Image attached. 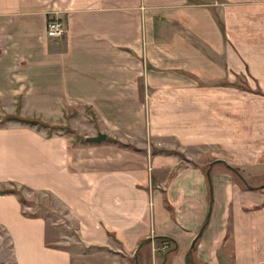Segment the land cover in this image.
Instances as JSON below:
<instances>
[{"label": "crops", "instance_id": "0c3cea01", "mask_svg": "<svg viewBox=\"0 0 264 264\" xmlns=\"http://www.w3.org/2000/svg\"><path fill=\"white\" fill-rule=\"evenodd\" d=\"M73 109L106 138L0 125V188L49 193L87 248L0 192L15 264H264V188L226 167L264 172V0H0V118Z\"/></svg>", "mask_w": 264, "mask_h": 264}, {"label": "rangeland", "instance_id": "374dc122", "mask_svg": "<svg viewBox=\"0 0 264 264\" xmlns=\"http://www.w3.org/2000/svg\"><path fill=\"white\" fill-rule=\"evenodd\" d=\"M238 87H243L241 84H236ZM90 114V113H89ZM92 114V113H91ZM82 117H81V116ZM84 115L81 114L79 111H75L74 109L72 112L61 117L57 120L58 123H51L42 119L26 117L24 121L28 120L31 121L37 127V130H43L45 133L52 134V132L60 130L62 134H67L71 137V142H79L85 141V136H90L85 131H82L84 128H88V123L91 121L94 125H96V120L94 117L88 116L86 119L83 118ZM16 118L12 119L11 117L1 116L0 118V125L4 122L12 121L14 122ZM18 121V120H16ZM22 122V121H19ZM24 123V122H23ZM71 125H70V124ZM26 124V123H25ZM27 125V124H26ZM238 169V168H237ZM208 170V169H207ZM258 169L249 168L247 171L245 169H238L239 175L243 176L244 179L247 181L248 185L251 186H259L260 184H264V172L259 173L257 172ZM234 179L238 182V185L243 187V184L239 178L233 174ZM248 178V179H246ZM13 188L23 198V210L28 212V214H37L44 217L46 222H48V228L46 231L48 242L50 244L66 246L68 249L72 250H79V252L85 251L87 248L84 245H80L79 243V236L75 232L76 224L65 220L66 209L60 204L56 198L54 199L49 193L45 192H36L32 190L22 189L20 187H10ZM167 249V247H165ZM12 252L9 248V240L2 229L0 228V264H15L11 256ZM130 262L129 264H131Z\"/></svg>", "mask_w": 264, "mask_h": 264}, {"label": "water", "instance_id": "95a60500", "mask_svg": "<svg viewBox=\"0 0 264 264\" xmlns=\"http://www.w3.org/2000/svg\"><path fill=\"white\" fill-rule=\"evenodd\" d=\"M106 138V135L104 134V133H99V132H97V134L96 135H94V136H90L89 138L88 137H86V140H87V142H89V141H93V142H98V141H102L103 139H105ZM226 167H228L229 169H231L232 171H233V173L243 182V184L245 185V187H247V188H250V189H253V188H251L249 185H248V183H247V181L244 179V177L243 176H239V174H238V171L234 168V167H232V166H230V165H227ZM209 170H207V172H206V178H208V180L210 179L209 178ZM259 188H264V184L262 183V184H260L259 186H258ZM206 218H208V213L206 214ZM204 228H203V226L201 225V227H200V230H199V232L197 233V235H195L194 236V238H193V242H192V244H191V247H193V245L195 244V240H196V238L199 236V235H201V233H202V230H203ZM167 239V238H166ZM135 256V255H134Z\"/></svg>", "mask_w": 264, "mask_h": 264}, {"label": "built area", "instance_id": "2783aa9c", "mask_svg": "<svg viewBox=\"0 0 264 264\" xmlns=\"http://www.w3.org/2000/svg\"><path fill=\"white\" fill-rule=\"evenodd\" d=\"M46 23L45 34L47 36L52 38H60L63 36L66 29L65 22L56 17H48ZM164 247H166V245H164Z\"/></svg>", "mask_w": 264, "mask_h": 264}, {"label": "trees", "instance_id": "16d2710c", "mask_svg": "<svg viewBox=\"0 0 264 264\" xmlns=\"http://www.w3.org/2000/svg\"><path fill=\"white\" fill-rule=\"evenodd\" d=\"M8 117H11V116H8ZM14 118H16V120H18V121H22V122H24V123H26V124H33L31 121H28V120H26V121H24V119H22V118H19V117H16V116H14V117H12V119H14ZM242 184H243V182H242ZM243 186L245 187V185L243 184ZM21 188H23V187H21ZM254 189H255V187H253ZM0 192L2 193V194H5V192H11V193H17L16 191H15V189H13V188H7V187H1L0 188ZM18 198H20V200L22 201V203L24 202L23 201V198L20 196V195H18ZM160 241L161 242H164V243H166V245L168 244V243H170L169 241H168V239H165V238H161L160 239ZM168 246V245H167ZM172 248H170L168 251H167V254H169L170 252H172ZM166 254V253H165ZM166 257V256H165ZM192 261H193V258H192V253L190 252V251H188L187 252V254H186V260H185V262H186V264H193L192 263Z\"/></svg>", "mask_w": 264, "mask_h": 264}, {"label": "flooded vegetation", "instance_id": "af4514ba", "mask_svg": "<svg viewBox=\"0 0 264 264\" xmlns=\"http://www.w3.org/2000/svg\"><path fill=\"white\" fill-rule=\"evenodd\" d=\"M166 245V244H165ZM166 247L168 248V246L166 245Z\"/></svg>", "mask_w": 264, "mask_h": 264}]
</instances>
